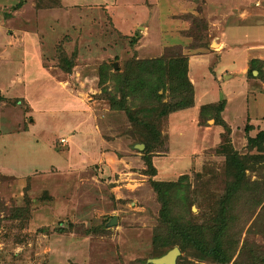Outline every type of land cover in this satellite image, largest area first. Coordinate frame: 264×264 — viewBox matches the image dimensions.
<instances>
[{
	"label": "rangeland",
	"instance_id": "rangeland-1",
	"mask_svg": "<svg viewBox=\"0 0 264 264\" xmlns=\"http://www.w3.org/2000/svg\"><path fill=\"white\" fill-rule=\"evenodd\" d=\"M217 1L216 12L208 0H0V264H152L173 247L176 264H220L195 238L220 244L228 264L244 252L264 257V149L249 144L263 130L264 61H250L251 86L224 80L229 64L212 81L224 47L213 26L218 7L230 3ZM245 6L247 19L261 12L263 21L264 0ZM257 28L233 32L254 39ZM176 55L187 59L190 85L158 90L159 102L127 90L128 111L111 107L102 86L115 93L117 81L99 84L102 64L133 76L135 60ZM222 100L215 120L210 111ZM160 101L169 108L162 116ZM67 104L84 111L73 130L60 128L72 119L59 108ZM80 132L101 146L100 159L78 161ZM227 147L250 158L238 178L227 171ZM256 154L263 157H249ZM153 180L179 183L185 202L173 196L168 213L183 227L196 221L197 233L165 232ZM244 180L248 186L228 200L223 232L208 231L228 186ZM164 236L169 244L158 245Z\"/></svg>",
	"mask_w": 264,
	"mask_h": 264
},
{
	"label": "trees",
	"instance_id": "trees-1",
	"mask_svg": "<svg viewBox=\"0 0 264 264\" xmlns=\"http://www.w3.org/2000/svg\"><path fill=\"white\" fill-rule=\"evenodd\" d=\"M139 31L135 32V35L132 36L131 42H134L138 39ZM63 62L67 69L71 68L72 62L63 58ZM136 72L133 76L124 74L122 72H118L117 66L113 65L107 66L106 64H102L99 69V84L102 86L106 79L113 78V80L117 81L114 85L115 93H112L111 90L102 86V90L106 91V98L109 99L111 107L117 109L119 107H125L124 110H127L126 104V91L130 90L131 94L136 93L137 90H142L146 96L154 98L159 102L162 97V93H158V90H165L166 87H184L190 85V81L187 77V59L182 56H172L167 60L162 57L149 58L143 60H135L134 66ZM112 71H114L112 73ZM130 79L133 82L130 81ZM129 92V91H128ZM161 107L157 108L156 113L160 116L165 115L169 112L168 104L166 102H162ZM224 101L218 102L214 107H212L210 113H212L213 118L218 120L220 117V111L223 109ZM210 105L202 106V112H205L209 109ZM129 109V108H128ZM129 118L132 119V116L129 114ZM249 144L251 147L256 146L259 151L264 149V129L258 132L254 137L249 138ZM227 151V171L231 176L238 178L242 171H244L247 166L249 167L250 158L248 156L239 157L236 152H234L231 147L226 148ZM262 154H256L249 156L251 158H261ZM155 172V169H153ZM239 181L238 184L228 186L225 197H222L219 200V203L222 205L219 207V212L216 217L210 219V223L212 222V227L208 230L214 234L222 233L223 228L225 226V217L224 211L228 207V202L230 201V197L232 194H236V192H241L244 190H239L241 187H247V180ZM153 187L157 193V199L161 202V217L165 224L167 225V229L165 232L169 235L171 234H180L185 236H190L192 232L197 231V227L199 225L196 221H192L194 226H190L189 223H185L183 227V222L180 217L169 215V209L173 207V199L175 196L179 201L185 202L182 197H184L179 190V183L177 181H152ZM251 188V187H250ZM249 188V189H250ZM248 189V190H249ZM242 193V192H241ZM229 200V201H228ZM172 213V212H170ZM173 216V218H171ZM192 223V224H193ZM171 237L164 236L157 238L156 242L158 245L169 244V239ZM195 245H199L202 251L206 252V254L211 253L215 255L216 260L220 264H228L227 254L225 250L220 248V244H215L211 240L195 238ZM216 242V241H215ZM165 243V244H164ZM160 253V252H159ZM244 257L240 259V261L235 262L233 264H264V257H260L259 262L257 260V256L253 254H247L244 252ZM150 264V263H149ZM153 264V263H152Z\"/></svg>",
	"mask_w": 264,
	"mask_h": 264
},
{
	"label": "crops",
	"instance_id": "crops-1",
	"mask_svg": "<svg viewBox=\"0 0 264 264\" xmlns=\"http://www.w3.org/2000/svg\"><path fill=\"white\" fill-rule=\"evenodd\" d=\"M217 1V0H216ZM225 0H221V2H223ZM220 2V1H217ZM247 0H230V3L228 5H224L220 7H218L220 10H218V14L220 16L218 24L213 26L215 27L216 30H219L220 34L218 37H216L215 40H219L218 41V47H221L224 45L223 49L221 51L218 50V52H215V56H216V66L213 67V73L211 72L210 75L211 79L213 82L218 83V81H220V78L218 77L219 75L216 76L215 72L218 69V66L221 67H226L228 64V66L225 68V71L228 72L229 70L231 71V73L227 74V77H224V80L229 79L230 77L234 76V78H238L239 81L242 82L243 85H247V86H251V84L249 83V80L247 79V70L249 69L250 66V61L251 60H263L264 61V36H262V34L264 33V19L261 22V12L259 14L260 19L255 20L254 21H250V19H247L248 16H245L246 11L249 10V8H247L245 6ZM210 6V7H214L216 12H217V6L216 3L212 2V0H208V3L206 6ZM228 6V7H227ZM224 7L226 9H224ZM233 7V8H232ZM213 9V8H212ZM230 9V10H229ZM228 11L232 12V15L227 14ZM253 17V15H252ZM261 22V23H260ZM259 23V25H257ZM255 24V25H254ZM254 25V26H252ZM255 27L257 29L259 28H263L261 31L254 33L255 38L252 39V37H245L243 38L242 36L238 34H236V32L233 31H238V29L243 30V29H247V27ZM256 29V30H257ZM239 35V37H238ZM252 39V40H251ZM245 40H251V41H245ZM256 41V42H255ZM217 43V42H216ZM252 73L255 74V71H252ZM223 83V81H222ZM264 84V83H263ZM220 85V83H219ZM221 86V85H220ZM216 87V86H215ZM232 94V93H230ZM226 103L228 101V99L230 100L229 96H226ZM214 100V99H213ZM56 103H64L66 105V101L63 98H60V100L58 98H55ZM63 104V105H64ZM62 105V106H63ZM64 105V106H65ZM59 107L61 108L60 110H62L63 112H67L69 113V117H72V119L68 122H63V124H65L64 127H60L64 130L69 129V130H73L74 126L76 124L77 126V122H79V120L81 118L78 117H82V115L84 114L83 110H75V107L73 105H69L67 104V106L69 108L66 107V109H63L64 107ZM56 110H58V106L55 105ZM44 109L40 111V109L38 110V112H44ZM65 110V111H64ZM79 112V113H78ZM223 113H225L224 111H222ZM80 115V116H79ZM75 119V120H74ZM261 121H260V120ZM257 118L258 123H260L261 125V129H264V115L261 118ZM30 124H33L35 121L33 119H31ZM24 130H29V123L27 124V127ZM87 133L85 132H80L79 135H77V138H80V154L81 157L78 159V161L80 162L81 158L86 157L90 158L92 161H95L96 159H100V155H96L95 150L97 148H101V146H96L95 144V140L92 138V136H86ZM73 140L72 142V146L74 145V143L76 144L75 140ZM83 139V140H82ZM115 141V142H114ZM109 140L110 143L113 144V146L115 144H117V141H121L120 137H117V139L115 140ZM51 142L52 140H50V142H48L49 147L51 148ZM99 143V142H98ZM101 143V142H100ZM106 141H104L103 145H106ZM71 146V147H72ZM88 146H91L92 149L87 148ZM74 147V146H73ZM103 147V146H102ZM57 155V154H56ZM74 156V152L71 153L70 156Z\"/></svg>",
	"mask_w": 264,
	"mask_h": 264
},
{
	"label": "water",
	"instance_id": "water-1",
	"mask_svg": "<svg viewBox=\"0 0 264 264\" xmlns=\"http://www.w3.org/2000/svg\"><path fill=\"white\" fill-rule=\"evenodd\" d=\"M135 146L137 148H142L143 145L141 143H136ZM116 219V216H113L108 224L111 225L116 223ZM178 254L179 249L177 247H173L165 254L156 258H151L150 261L154 264H176V258Z\"/></svg>",
	"mask_w": 264,
	"mask_h": 264
}]
</instances>
